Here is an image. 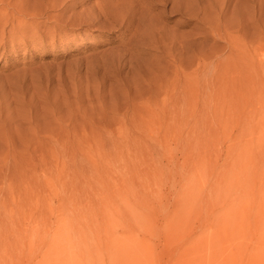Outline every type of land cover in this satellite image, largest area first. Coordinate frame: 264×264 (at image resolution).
<instances>
[{
	"label": "rangeland",
	"instance_id": "rangeland-1",
	"mask_svg": "<svg viewBox=\"0 0 264 264\" xmlns=\"http://www.w3.org/2000/svg\"><path fill=\"white\" fill-rule=\"evenodd\" d=\"M194 1L0 0V264H264V1Z\"/></svg>",
	"mask_w": 264,
	"mask_h": 264
},
{
	"label": "bare ground",
	"instance_id": "bare-ground-1",
	"mask_svg": "<svg viewBox=\"0 0 264 264\" xmlns=\"http://www.w3.org/2000/svg\"><path fill=\"white\" fill-rule=\"evenodd\" d=\"M149 1V0H148ZM170 1V0H169ZM193 1V0H192ZM226 1V0H225ZM224 1V3H226ZM228 1H230V2H233V1H231V0H227V2ZM264 1V0H263ZM153 2V1H152ZM156 2V1H155ZM196 2V4L199 6V8L201 9V11H202V13H203V15H205V11L207 12L208 10H214V14H215V11H217V12H222V14H223V12H224V10L226 9V11H227V8L229 9V8H231V6L229 7V5H223V6H221V4H219V2H218V0H195L194 1V3ZM237 2V1H236ZM246 2L248 3H250V5H249V3H248V5L249 6H252L253 8L254 7H256V0H246ZM262 2V1H261ZM131 3V2H130ZM133 3V2H132ZM150 3V2H149ZM223 3V4H224ZM247 3H246V5H247ZM148 4V3H147ZM151 4V3H150ZM168 2L167 1H165V6H164V8H163V6H162V10H161V12L159 13V14H157V15H147V9L145 10L146 12L144 13V12H138V8H137V12H133L132 13V10H133V7H132V9L130 10L129 8H127L125 11H124V9H123V12L124 13H126L127 15H126V17L129 19V27H130V29L129 30H132V27L135 29V32H134V35H143V37H141L142 39L141 40H143V42H150L151 44H156V39L152 42V40L149 38L150 36L149 35H151V37H153V35L155 36V35H157L158 33H160V34H163V33H167L168 34V32H167V30L168 29H170V28H167V27H164L163 25H161L159 22H157V19H159L162 15H165V13L168 11ZM227 4V3H226ZM132 5V4H131ZM134 5V4H133ZM155 5V4H154ZM175 5V4H174ZM231 5H232V3H231ZM261 5H263L264 6V2H262L261 3ZM153 6V5H152ZM151 6V7H152ZM156 6V5H155ZM238 6V5H237ZM127 7H130V6H127ZM147 7V6H146ZM154 7V6H153ZM175 7V6H174ZM196 7V6H195ZM252 8V9H253ZM262 8V7H261ZM111 9V8H110ZM110 9H108L109 11L108 12H110ZM116 9V8H115ZM114 9V10H115ZM135 9V8H134ZM150 9V8H149ZM195 9V8H194ZM107 10V7L105 8V9H103V12L101 11L100 13H102L105 17H106V15H105V11ZM117 10V9H116ZM122 10V9H121ZM139 10H141V9H139ZM143 10V9H142ZM169 10H171V9H169ZM174 10V9H173ZM193 10V9H192ZM144 11V10H143ZM113 12V11H112ZM179 12V11H178ZM183 12V11H182ZM239 12V11H238ZM238 12H236V13H238ZM240 12H241V10H240ZM111 13V12H110ZM210 14H211V12H209ZM208 13V14H209ZM226 13V12H225ZM121 14V13H120ZM192 14V13H191ZM198 14H199V12H198ZM209 14V15H210ZM234 14V13H233ZM110 15V14H109ZM184 15V14H183ZM196 15V14H195ZM201 16L200 18L202 19L201 21H203V19H204V16ZM212 15V14H211ZM102 16V15H101ZM104 16H102V17H104ZM190 16V15H189ZM222 16V15H221ZM221 16H219V19H220V17ZM237 16V15H236ZM235 16V17H236ZM239 16V15H238ZM109 17V16H108ZM113 17V16H112ZM124 17H125V15L123 16V19H124ZM182 17V16H181ZM216 17V16H215ZM214 17V18H215ZM229 17V16H228ZM199 18V19H200ZM208 17L206 16V19H207ZM242 18V17H241ZM210 19V18H209ZM213 19V18H212ZM212 19H210V20H212ZM216 19H218V16H217V18H215V21H216ZM230 19V18H229ZM228 19V20H229ZM223 20V21H222ZM238 20V19H237ZM244 20V19H243ZM188 21V20H187ZM199 21V20H198ZM198 21H197V25L195 26L196 28L195 29H200L201 28V30H202V28L204 27V26H211L212 28H213V31L215 32V34L217 33V37H218V35L220 36L219 38H221L222 36H223V34L222 33H225V34H227V32H226V30H227V28L228 29H230L231 27H229L230 26V23H229V21H226V19L225 18H223L222 17V19L221 20H219L217 23H214V22H211L210 24H208V22L206 23L205 21L204 22H199V24H198ZM93 22V21H92ZM236 22V20L233 22V23H235ZM243 22V21H242ZM126 23V25H127V21L125 22ZM160 25H159V24ZM186 23V21H182V20H176L175 21V25L176 26H181V25H183V24H185ZM189 23V22H188ZM205 23L207 24V25H205ZM187 24V23H186ZM261 25V24H260ZM135 26V27H134ZM262 26H264V23L262 24ZM124 27V26H123ZM127 27V26H126ZM158 27H160V28H158ZM182 27V26H181ZM237 27V26H236ZM257 27V26H256ZM234 29H235V27H233ZM258 28H260V27H258ZM238 29V28H237ZM261 29V28H260ZM172 30L174 31V29L172 28ZM172 30H170V31H172ZM209 31V30H208ZM207 31V32H208ZM238 31V30H237ZM240 31V30H239ZM236 32V31H235ZM170 33V32H169ZM172 33V32H171ZM171 33H170V37L169 38H171ZM209 33V32H208ZM210 33H213V32H210ZM245 33V32H244ZM173 34V33H172ZM230 35H231V33H229ZM237 34V33H236ZM136 35V36H137ZM159 35V34H158ZM198 35H200V34H198ZM205 35V34H204ZM203 35V36H204ZM207 35V34H206ZM209 35V34H208ZM239 34H237V36H238ZM139 36V37H140ZM149 36V37H148ZM160 36V35H159ZM159 36H158V38H159ZM178 36V35H177ZM180 36V35H179ZM202 35H201V37H203ZM213 36H214V34H213ZM229 36V35H228ZM240 36V35H239ZM138 37V38H139ZM163 37V36H162ZM215 37V36H214ZM214 37H212V35H211V39L212 38H214ZM217 37H215L214 39L215 40H217L216 38ZM224 37V36H223ZM226 38H228L227 36H225ZM230 37V36H229ZM231 37H234V36H231ZM137 38V37H136ZM155 38V37H154ZM164 38V37H163ZM168 38V37H167ZM205 38V37H204ZM210 38V37H209ZM218 38V39H219ZM235 38L236 37H234L233 38V40L235 41ZM239 38V37H238ZM244 38V37H243ZM160 39V38H159ZM159 39H158V42H159ZM176 39V38H175ZM180 39V38H179ZM210 39V40H211ZM214 39H212V40H214ZM223 39V38H222ZM237 39V38H236ZM169 40V39H168ZM168 40H166V41H168ZM182 41H183V39H181ZM229 40H231V39H229ZM240 40V39H239ZM134 41H136V40H134ZM139 41V40H138ZM165 41V40H164ZM176 41V40H175ZM178 41V40H177ZM226 41L228 42V40L226 39ZM241 41V40H240ZM240 41H238L237 40V42L239 43ZM140 42V41H139ZM169 42L170 41H168V44H169ZM174 42V41H173ZM181 42V41H180ZM236 42V41H235ZM236 42V43H237ZM131 43H134V42H131ZM149 43V44H150ZM160 43H164L163 41L162 42H159V43H157V44H160ZM197 43H199V42H197ZM143 44V43H142ZM145 44V43H144ZM143 44V45H144ZM168 44H167V46H168ZM185 44V43H184ZM134 45H136V44H134ZM137 45H139V43L137 44ZM141 45V44H140ZM148 45V44H147ZM146 46V45H145ZM152 46H154V45H152ZM156 46V45H155ZM157 46H159V45H157ZM162 46V48H164L163 47V44L162 45H160L159 47H161ZM166 46V45H165ZM166 46V47H167ZM174 46V45H173ZM176 46V45H175ZM185 46H187V45H185ZM148 47V46H147ZM181 47V46H180ZM179 47V48H180ZM157 48V47H156ZM140 50L142 49V48H139ZM158 49V48H157ZM166 49V48H165ZM175 49H177L176 47L174 48V50ZM139 50V51H140ZM188 50V49H187ZM164 51V50H163ZM181 51V50H180ZM165 52V51H164ZM140 53V52H139ZM141 53H142V55H146V54H152L153 53V51L151 50V49H149V48H144L142 51H141ZM141 53H140V55H141ZM166 53V52H165ZM160 54V53H159ZM160 55H162V54H160ZM170 55V54H169ZM150 56V55H149ZM153 56H158L157 54H155L154 53V55ZM152 56V57H153ZM159 57V56H158ZM172 57H174V56H172ZM153 58H155V57H153ZM153 58H152V60H153ZM161 58V57H160ZM163 58H165V56H163ZM146 59V58H145ZM147 59H149V58H147ZM146 59V60H147ZM156 59V58H155ZM159 59V58H158ZM150 60V59H149ZM162 60H164V59H162ZM175 60V59H174ZM173 60V61H174ZM151 61V60H150ZM176 61V60H175ZM168 62V61H167ZM167 64H169V63H167Z\"/></svg>",
	"mask_w": 264,
	"mask_h": 264
}]
</instances>
